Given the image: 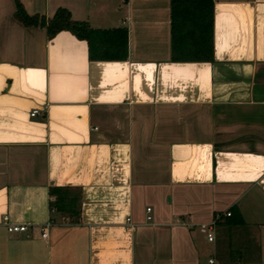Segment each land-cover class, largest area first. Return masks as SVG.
<instances>
[{"label": "crops", "instance_id": "crops-1", "mask_svg": "<svg viewBox=\"0 0 264 264\" xmlns=\"http://www.w3.org/2000/svg\"><path fill=\"white\" fill-rule=\"evenodd\" d=\"M15 1L124 27L125 59ZM211 35L183 59L169 0H0V264H264V0H212Z\"/></svg>", "mask_w": 264, "mask_h": 264}, {"label": "trees", "instance_id": "trees-1", "mask_svg": "<svg viewBox=\"0 0 264 264\" xmlns=\"http://www.w3.org/2000/svg\"><path fill=\"white\" fill-rule=\"evenodd\" d=\"M171 48L182 54L178 58L211 60L212 0H169ZM15 18L25 26H43L48 37L67 30L87 43L88 58L123 60L126 57V30L90 28L84 21H74L64 8H57L46 21L42 16L27 15L15 1ZM192 50L194 54H187ZM201 53H200V52ZM190 52V53H192ZM61 188H48L50 209L62 210L72 206V198H63ZM74 206V205H73ZM66 210V209H65Z\"/></svg>", "mask_w": 264, "mask_h": 264}, {"label": "built area", "instance_id": "built-area-1", "mask_svg": "<svg viewBox=\"0 0 264 264\" xmlns=\"http://www.w3.org/2000/svg\"><path fill=\"white\" fill-rule=\"evenodd\" d=\"M35 113H36V110H32L29 113V115L33 116ZM146 211H149V208H146ZM229 214H230L229 212L224 213L225 216H228ZM149 218H150L149 215L145 216L146 220H148ZM220 218L221 216H218L216 217V219H213L208 223H203V224L198 225V230L206 236V239L208 241H211L213 239V227H214L215 222L219 220ZM3 223H4V226L7 232H20V231L26 230V225L8 222L6 217L3 218ZM41 236H45V232H42ZM208 262L211 264H214L212 259H208Z\"/></svg>", "mask_w": 264, "mask_h": 264}]
</instances>
